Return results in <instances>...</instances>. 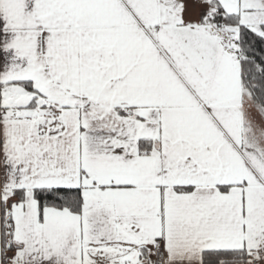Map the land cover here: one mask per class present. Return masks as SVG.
I'll return each instance as SVG.
<instances>
[{"label":"snow or ice","instance_id":"obj_1","mask_svg":"<svg viewBox=\"0 0 264 264\" xmlns=\"http://www.w3.org/2000/svg\"><path fill=\"white\" fill-rule=\"evenodd\" d=\"M0 264H264V0H0Z\"/></svg>","mask_w":264,"mask_h":264}]
</instances>
